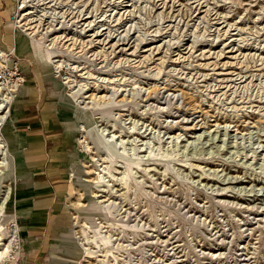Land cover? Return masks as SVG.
Listing matches in <instances>:
<instances>
[{"label":"rangeland","instance_id":"rangeland-1","mask_svg":"<svg viewBox=\"0 0 264 264\" xmlns=\"http://www.w3.org/2000/svg\"><path fill=\"white\" fill-rule=\"evenodd\" d=\"M6 96L0 264H264V0H0Z\"/></svg>","mask_w":264,"mask_h":264},{"label":"bare ground","instance_id":"bare-ground-1","mask_svg":"<svg viewBox=\"0 0 264 264\" xmlns=\"http://www.w3.org/2000/svg\"><path fill=\"white\" fill-rule=\"evenodd\" d=\"M58 68V67H57ZM2 89V88H1ZM14 89L13 88H11V89H9V91H13ZM7 91H8V89H7ZM4 92V91H3ZM12 98V97H11ZM9 101H10V96L9 97H5V99H4V101H3V103H4V105L2 106V107H0V124L1 123H3L4 121H5V119H6V113L4 114V113H2L1 114V112H2V110L3 109H5L6 107H8V103H9ZM7 126V125H6ZM5 126V127H6ZM5 129V128H4ZM85 226V225H84ZM77 237V236H76ZM9 238H10V236H9ZM86 239V238H85ZM89 242V241H88ZM14 246V245H13ZM6 249V252H8L9 251V249H8V247H6L5 248ZM5 252V251H4Z\"/></svg>","mask_w":264,"mask_h":264},{"label":"crops","instance_id":"crops-1","mask_svg":"<svg viewBox=\"0 0 264 264\" xmlns=\"http://www.w3.org/2000/svg\"><path fill=\"white\" fill-rule=\"evenodd\" d=\"M68 191H69V189H68ZM67 194H68V193H67ZM66 199H67V196H66ZM66 208L69 209V208L67 207V205H66ZM70 209H73V210H74V207H72V208H70Z\"/></svg>","mask_w":264,"mask_h":264}]
</instances>
